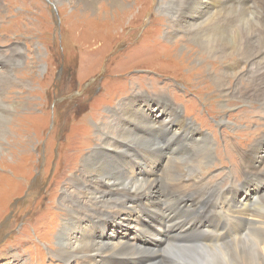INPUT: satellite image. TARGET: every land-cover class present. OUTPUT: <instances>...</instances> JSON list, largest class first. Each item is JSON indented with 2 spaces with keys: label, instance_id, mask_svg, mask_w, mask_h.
Returning a JSON list of instances; mask_svg holds the SVG:
<instances>
[{
  "label": "rangeland",
  "instance_id": "374dc122",
  "mask_svg": "<svg viewBox=\"0 0 264 264\" xmlns=\"http://www.w3.org/2000/svg\"><path fill=\"white\" fill-rule=\"evenodd\" d=\"M188 1L195 5L193 9L185 8ZM229 1L120 0L114 4L112 0H105L104 4L95 1L87 5L86 0H0V73L6 72L11 80L8 83L0 77V129L6 131L2 135L4 139L0 136V264H83L80 259L60 260L57 250L62 232L66 241L77 244L87 238L96 242L98 239L100 243L114 244L121 240L126 246L134 244L138 219L140 229L149 230L151 226L145 214L141 216L137 205L132 203L151 193L153 187L156 190L153 196L159 194L163 205L159 211L166 210L177 195L198 188L195 197L204 204L209 203L216 195H209L207 186L223 191L234 186L231 195L234 193L242 200L254 194L264 195V178L254 173L260 171L258 164L264 163L263 145L251 162L253 175H246L248 183L260 185L235 192L245 181L238 148L248 151L264 136V98L257 99L264 81V22L262 35L255 32L247 35L254 46H259L258 56L262 59V64L255 65L257 72L253 76L249 74L247 60L217 49L223 44L207 52L202 42L196 40L201 27H208L206 36L209 32L212 34L209 37L221 42L234 38L227 33L229 25L219 12L220 5ZM251 11L254 26L259 29L257 9ZM235 62H239L237 71L228 72L233 70ZM149 104L158 111L152 110ZM8 105L12 108L9 111ZM125 105L139 113L141 120L121 116ZM248 110L256 111L261 117L257 126L249 124ZM244 116L245 124L240 120ZM143 122L152 123L157 129L149 133L143 129ZM181 127L191 129L198 138L200 154L194 155V163L192 156L196 149L190 144L191 135H183ZM257 127L258 134L253 132ZM122 128L141 139L163 132L164 137H171L174 151H178L177 145L186 144V156L169 162L168 148L160 154L154 149L159 141L149 140L145 144L121 139ZM249 132L253 133L248 134L250 139L243 144L242 134ZM203 134L214 137L213 150L218 159L213 160L205 153ZM227 137L231 140L228 156L232 161L219 151V146L224 151L223 140ZM103 141L106 146L102 151ZM97 146H100L99 152L110 155L118 170L124 173L122 178L136 172L150 178L145 181L160 179L159 167L166 160L178 171L185 168L182 179L185 181L183 176L186 177L192 185L180 192L183 182H179L174 195L164 196V185L158 181L142 189L141 197L129 199V189L119 182L121 191L115 199L112 196L105 199L110 202L120 199L126 208L83 210L77 211L75 218L70 217L65 212L70 204L64 201L73 195L80 198L84 193L89 194L88 184L81 190L77 185L90 179L82 165ZM149 151L152 154L146 157L145 166L141 160ZM215 199L220 201L223 196L220 194ZM151 201L143 202L160 205ZM85 207L89 209L93 205L87 202ZM94 219H108L113 226H105L100 237L93 236L90 230L94 229ZM139 234H149L150 239L143 243L145 247L135 252L130 250L131 254L122 251V259L145 261L146 249L159 248L162 242L157 236H166L153 230ZM251 238L246 237L240 244L227 243L223 250H219L220 246L213 247V256L236 255L239 257L235 261L250 264L243 246ZM247 250L254 254L252 249ZM263 256L261 252L260 258ZM260 260L264 262V258ZM93 262L111 263L99 256L89 260L90 264ZM212 264L224 262L214 260Z\"/></svg>",
  "mask_w": 264,
  "mask_h": 264
},
{
  "label": "bare ground",
  "instance_id": "6f19581e",
  "mask_svg": "<svg viewBox=\"0 0 264 264\" xmlns=\"http://www.w3.org/2000/svg\"><path fill=\"white\" fill-rule=\"evenodd\" d=\"M95 1H100L103 4L105 2V0H86V4L93 5ZM119 1L120 0H112L114 4L119 3ZM191 3H192L191 1H188L185 4V8H188V9L192 7L194 8L195 5L194 6L191 5ZM220 7H221V10L219 12H222L223 17L225 19V23H228L229 25V27L227 28V33H231L234 36V38L228 37V41L221 42L220 40L216 39V37H209V34H210L209 32L207 33L208 36H206V30L208 27H201V29L198 30L197 32L199 34V37L195 36L196 40L198 41V43L202 42L201 45L205 48L207 52H209L210 49L213 48L214 46L223 44L222 46H217L218 47L217 49H221V52L226 51L230 53H235L239 56L240 60L241 59L247 60V62L250 63L249 70H248L249 74L253 76L257 72V68L255 69V65L262 64V59L258 56L260 52L259 46L258 47L254 46L249 40L250 38L247 35L253 32L257 33V35L259 36L262 35L261 24H262V21L264 22V0H230L228 4L222 3ZM254 8L257 9L256 16H257V22H258L259 29L258 28L256 29L254 26L255 20L253 17V11H251V9H254ZM211 35L212 34H210V36ZM238 64L239 62H235L233 65V70L231 69L228 72L234 73L235 71H237L236 68L238 67ZM0 77H2L8 83L11 82L10 78L7 77L6 72L0 73ZM259 94L260 95L257 96V99L264 98V81L261 83V91ZM144 100L145 99H143V101ZM133 101L131 103H133ZM146 102L148 103L147 100ZM262 103H263V100H262ZM150 106L152 110L158 111L157 109H155V107H153V105H150ZM7 109L9 111V109H12V108L11 106L8 105ZM131 109L129 107H126L125 105L123 108H121V112L124 113V114H121V116L125 115L133 120L140 121L141 120L140 118H142L141 115L137 112H133ZM248 111L251 114L248 116L249 124L257 126L258 125L257 120L261 117L256 115L255 114L256 111L254 110H248ZM141 112H143V107H141ZM148 114H151V112L148 111ZM240 120H242L243 124H245L246 123L245 121H247V118L244 116L240 118ZM180 121L184 123L183 120H180ZM167 123H170V122H167ZM178 123L180 124V122ZM142 125H143V129L148 131L149 133H153L157 129V128L155 129V125L152 123L144 124L143 122ZM179 130L183 131L182 133L183 135L184 134L191 135L192 139L190 140V144L195 147L194 149H196V151L193 153V156H192L193 163H194L195 162L194 155L197 156L200 154L198 151V148H199V144L197 142L198 138L196 134L192 132L191 129L189 128L181 127ZM4 131L5 130L0 132V136H2L3 134H6V131L5 132ZM121 131L122 132H120L121 133L120 138L129 140L132 142H135V140H137L138 142L143 141L144 143L145 141L148 142L149 140L150 142L154 140L159 141L160 142L159 145L154 144L155 145L154 149L156 151H159V154H160L164 150H166L165 152H167V148H168L169 150L168 161L169 162L179 159V156H181L182 158L186 156L184 153V151L186 150V144L177 145L178 151H174L173 147L175 145L171 137L170 136H168L167 138L164 137L163 132H156V134L155 133L152 135L150 134L148 137L146 138L143 137L141 139V138L132 136L131 135L132 133H130L126 129L122 128ZM253 132L258 134L260 132V129H258L257 127L256 130ZM253 132L242 134L241 142L245 144L250 139L248 138V134H252ZM2 139H4V136H2ZM167 139L168 141L167 143H165ZM202 139L204 140V145H205L204 147H206V152L205 151L204 152L212 156L213 160L215 158L218 159V157L216 156L217 154H215V151L213 150V144L215 142L214 137H211L208 134H203ZM230 142H231L230 138L228 137L224 138L223 140L224 151L221 149V146L219 145L218 146L220 148L219 151L220 152L222 151L225 154V158L227 156L230 159V161H232V158L228 156V153L230 151V147H229ZM261 145L264 146V136L261 139L255 141L254 145L251 146L248 151L239 149L237 147L238 148L237 155L240 154L241 163L243 164L245 181L243 182L242 186L236 189L235 191L236 193L245 192L247 191L248 187L260 185L257 182L248 183L246 175H251V176L253 175V173L250 171V168L252 165L251 162L253 158L257 156V153L261 151L260 150ZM100 146H97V148L94 149L90 153V156H88L83 161V165H82L83 169L85 173L87 174V176L90 177V179L89 180L86 179L85 182H79L77 185L78 188L81 190V189L86 188L85 184H88L87 187H88L89 194L82 193L83 196L82 197L80 196V198H77L76 196L73 195L72 198H68L64 201L66 205L70 204V207L65 210V212H68V216L70 217L75 218V216H77V211L83 212V210H88V211L93 210L94 212H96L99 208L103 209L106 207H116L120 209L126 208L124 201H120L119 199L120 196L118 198L119 200H113L111 202L105 199L107 198V196H112L114 198V196L118 195V193L121 191V187L120 185H118L119 182L122 184V186L125 189H129L128 191L129 197L127 196L129 199H137L141 197L142 189L145 190L146 188H150L152 185H155L158 181H160L158 183L160 184L163 183L164 185V189L162 188L163 192L161 191L162 195L164 196L174 195L173 193L174 191L178 189L177 184L179 182H183L182 187H180V190H181L180 192L187 191L192 185V184H189L190 183L189 180L186 181L187 179L186 177L183 176L185 181L182 179V173L185 168L184 169L182 168V171H178V168L177 169L172 168L171 167L172 165L170 166V164L166 160H164L162 166L159 167L161 171L160 179H153L150 181L149 180L145 181L146 179H150V178L141 177L136 172L129 173L128 175L129 178H122V175L124 173L121 170H118V166L114 163L110 155L107 156L105 153L103 154L99 152ZM105 146H106V141H103L102 148H101L102 151H103V148H105ZM204 147L202 148L204 149ZM211 147H212V152L210 151ZM107 148L114 150L113 147H107ZM165 152H162V153H165ZM137 153L138 152L134 154L135 157ZM148 153L149 154H146V155L143 154L144 157L141 160L142 162H144L145 166L147 164L146 157L150 156L152 152L149 151ZM258 166L260 167V171H256L254 173H258L259 177L264 178V163H262L261 165L258 164ZM153 175H155V173H153ZM233 188L234 186L229 187L227 191H223L216 187L207 186L205 189L209 192V195L220 196L221 194L223 196V199L220 201L218 199H215L216 197L215 196L211 198L209 203L207 204L202 203V201L199 198L195 197V195L196 194L198 195L199 193V188L198 190L196 189V191L191 190V192L177 195L175 199H172L171 205L170 206L168 205V208L166 210L164 209L163 211H159V208L162 204L159 200V194L157 196H153L156 193L155 187H153L151 189L152 192L140 198L138 202H134V203L131 202L132 205H137V209L139 210V213L141 216L145 214L146 218L150 221V223L148 222V224L151 226L149 230L140 229L139 228L140 220L138 219L139 226L135 230L137 238L133 241L134 244L132 245L127 244L126 246V244L121 243V240L114 244L109 243V242L100 243V241L97 239V241L99 242L98 243L96 241H93L94 239H90V238H87L85 239V241L81 242L80 244H77L71 241H66L65 233L62 232L60 234V237L58 238L59 250H57L58 253L61 255L60 260L66 261V260H72V259H80L81 262L83 261V264H90L89 260L93 258V256H99V257H105L109 259L111 261L110 264H141L143 262H149V264H212L214 260L218 262H224V264H241L240 262L235 261L239 257L236 255H231V256L229 255L230 257L227 255L228 258H224L223 256H222L223 258H218V256L214 257L213 247L220 246L219 250H223L222 249L223 245H226L227 243H233V242H236L239 244L244 243L243 239L250 236L252 237L251 240H246V243L243 246V250H245L244 255L251 260L250 264L264 263V262H261L260 260L264 258V256L260 258L261 252L264 255V195L254 194V196H249L247 199L242 200L240 199V197L236 198V195L234 193L231 195L232 193L231 191L233 190ZM202 191H203V188H202ZM123 195L124 194H121V196ZM82 198H85V200H83ZM146 199H152L153 201H151V203L153 202L159 203L160 205H157V204L144 205L143 201ZM87 202H89V204H92L93 207H88L89 209H87L85 207V204ZM128 207H132V206H128ZM149 208H151V212ZM245 216L247 217L249 216L251 217V219H246ZM91 223H89V225L87 226L88 229ZM111 224L112 223L109 222L108 219L107 220L99 219L98 221H95L94 219L93 220L94 229L90 230V233L93 236L100 237L105 231V226H113ZM152 230L155 231V233H157L158 231L164 232L166 236H157V238L162 242V245L159 248L154 249L152 247V248L146 249L148 253V259L142 262L140 259L137 260V259L130 258L129 255H128L129 259H122L120 257L121 254H123L122 251H125L126 253L128 251L131 254L132 252L130 250L135 252L143 248L144 246L143 243L145 242L147 238L149 240L150 237H149V234L141 235L139 233L141 231L148 232ZM148 240L146 244L148 243ZM231 246H235V244H232ZM247 249H252L254 254L249 252ZM247 262L249 263V261ZM92 264H95V263L93 262ZM99 264H102V263H99ZM104 264H107V263H104Z\"/></svg>",
  "mask_w": 264,
  "mask_h": 264
},
{
  "label": "flooded vegetation",
  "instance_id": "af4514ba",
  "mask_svg": "<svg viewBox=\"0 0 264 264\" xmlns=\"http://www.w3.org/2000/svg\"><path fill=\"white\" fill-rule=\"evenodd\" d=\"M64 72H60V74H63ZM65 75H69V73L68 72H66L65 73ZM54 92H55V90H54Z\"/></svg>",
  "mask_w": 264,
  "mask_h": 264
}]
</instances>
